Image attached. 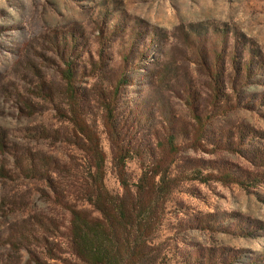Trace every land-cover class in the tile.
<instances>
[{"label":"rangeland","instance_id":"374dc122","mask_svg":"<svg viewBox=\"0 0 264 264\" xmlns=\"http://www.w3.org/2000/svg\"><path fill=\"white\" fill-rule=\"evenodd\" d=\"M66 70L80 114L98 119L90 92L119 85L121 115H138L123 142L174 156L163 264H264V0H0V264L43 256L25 235L54 207L53 161L76 154Z\"/></svg>","mask_w":264,"mask_h":264},{"label":"trees","instance_id":"16d2710c","mask_svg":"<svg viewBox=\"0 0 264 264\" xmlns=\"http://www.w3.org/2000/svg\"><path fill=\"white\" fill-rule=\"evenodd\" d=\"M73 77L72 71L66 70L67 106L58 110L71 124L70 141L76 146V154L69 155L65 162L53 161L59 177L58 181H49L54 207L36 220L38 236L30 232L25 235L40 244L43 254L39 256L26 247L33 264H163L164 242L158 238L167 203L177 188L178 176L171 171L174 156L153 161L157 147H135L123 142L122 127L133 130L127 121L138 115L134 110H130L129 118L121 115L119 85L108 84L99 93L90 92V107L99 110L98 119L80 114L75 100L87 96L76 95ZM99 124L111 144L112 172L120 184L119 190L106 183L107 153L101 144ZM174 139H168L169 147H177ZM27 158L30 170H38L35 154L30 153ZM133 158L139 160L142 170L137 179L131 177L127 167ZM39 172L32 174L39 176Z\"/></svg>","mask_w":264,"mask_h":264}]
</instances>
